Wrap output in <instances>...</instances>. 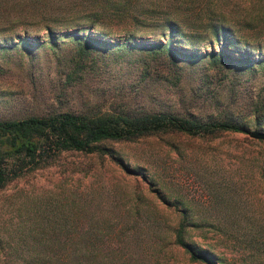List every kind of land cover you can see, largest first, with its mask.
I'll return each instance as SVG.
<instances>
[{"label": "rangeland", "instance_id": "374dc122", "mask_svg": "<svg viewBox=\"0 0 264 264\" xmlns=\"http://www.w3.org/2000/svg\"><path fill=\"white\" fill-rule=\"evenodd\" d=\"M42 1L61 5L67 14L83 0ZM125 1L147 8L155 0ZM79 14L57 25L55 42L32 23L34 44L8 38L0 48V119L110 108L188 109L206 118L219 116L228 104L248 131H264L262 36L235 28L241 45L229 51L252 58L254 68L237 72L240 64L234 63L224 74L208 56L228 45L224 40L209 46L187 32L171 39L143 17L105 20V27L88 29ZM67 27L91 34L89 53L80 54L76 42L63 35ZM170 40L177 49L172 58L144 48ZM133 42L135 49L125 46ZM259 105L256 122L249 111ZM105 147L64 151L0 190V242H111L102 264H203L189 262L174 244L175 229L187 214V240L214 254L219 264H264V140L247 132L157 135ZM82 251V262L89 264L88 251ZM6 253L11 249L1 243L0 264ZM7 256L5 264L21 260Z\"/></svg>", "mask_w": 264, "mask_h": 264}, {"label": "trees", "instance_id": "16d2710c", "mask_svg": "<svg viewBox=\"0 0 264 264\" xmlns=\"http://www.w3.org/2000/svg\"><path fill=\"white\" fill-rule=\"evenodd\" d=\"M97 1L99 4L93 2L92 5L84 6L83 0L82 4L76 6L77 9L69 8L66 14L61 5H52L42 0H0V35H10L0 38V48L7 47L5 43L8 38L18 39L28 47L34 44L33 37L29 35L32 23L37 25L34 31H44V36L55 42L54 38L60 31L57 25L68 23L67 17L71 15L74 17L75 11L81 13L78 18L84 21L81 22L83 25L84 23L88 25V29L96 26L105 27V20L121 21L120 18L125 16L139 20V17H143L151 21L148 24L158 26L161 35L170 33L171 39L175 34L184 36L187 32L208 40L209 46L224 40L228 45L216 51L211 50L208 54L212 63L216 64L217 71L220 70L224 74L235 69L232 68L234 63L240 64L234 70L237 72L254 68L255 61L252 58H236L229 51L231 45H241L235 28L247 29L251 36H262L264 39V0H252L249 7L239 4L241 2L231 4L229 0H166L167 3L155 0L147 8L130 5L125 0ZM78 29L72 30L67 27L63 35L76 42L80 54H87L92 44L91 34H80ZM171 41L148 43L144 48L155 54L159 51L169 52L172 58L177 49ZM103 44L106 45L105 42ZM135 45L133 42L126 43L125 46L135 49L133 47ZM156 58L159 61L164 60L162 57ZM258 64L264 67V59ZM208 91L209 96L210 90ZM262 109L263 106L259 105L256 106V110L249 111L256 122ZM230 111L227 104L219 116L205 118L189 112L188 109L110 108L95 112L67 110L0 119V190L23 174L49 165L64 151L93 153L104 150L106 142H128L157 135L184 134L191 137H206L229 132L249 133ZM187 227V214H183L174 232V244L188 256V261L219 264L220 261L214 254L197 248L187 240ZM1 243L6 244L15 257L21 258L16 264H84L83 248L88 251L89 264H96L99 260L102 264L106 263L100 259L104 255L103 249L107 245L105 252L108 254L114 245L111 242ZM98 245L102 247L98 250L99 253L95 250ZM11 253L1 255L3 264L8 263L7 255Z\"/></svg>", "mask_w": 264, "mask_h": 264}, {"label": "water", "instance_id": "95a60500", "mask_svg": "<svg viewBox=\"0 0 264 264\" xmlns=\"http://www.w3.org/2000/svg\"><path fill=\"white\" fill-rule=\"evenodd\" d=\"M248 134L252 138L264 140V131L251 130Z\"/></svg>", "mask_w": 264, "mask_h": 264}]
</instances>
